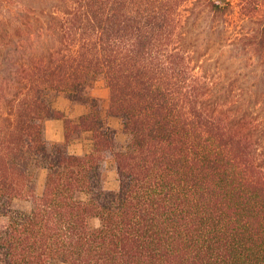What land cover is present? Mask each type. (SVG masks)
I'll return each mask as SVG.
<instances>
[{
	"label": "trees",
	"instance_id": "obj_1",
	"mask_svg": "<svg viewBox=\"0 0 264 264\" xmlns=\"http://www.w3.org/2000/svg\"><path fill=\"white\" fill-rule=\"evenodd\" d=\"M0 264H264V0H0Z\"/></svg>",
	"mask_w": 264,
	"mask_h": 264
},
{
	"label": "rangeland",
	"instance_id": "obj_2",
	"mask_svg": "<svg viewBox=\"0 0 264 264\" xmlns=\"http://www.w3.org/2000/svg\"><path fill=\"white\" fill-rule=\"evenodd\" d=\"M12 1L13 0H11V2ZM236 1L237 0H232V2H236ZM12 5H14V4H11L10 6H12ZM7 7H9V5ZM105 89L108 90V87L106 86L105 80L102 78V76H98L97 79L93 82L92 86H90V88L88 89V94L91 96H97V97L102 98L103 103L106 104L108 96L106 98L102 96ZM50 98H51V101H52V104L54 105V107L60 108V109H64L67 107L73 109V106L75 103L84 104V103L69 99L62 92L52 91L50 93ZM84 105H86V104H84ZM86 106L88 107V105H86ZM65 114L71 118H76L78 116V115H74L72 112H68V113L65 112ZM110 117L111 116H109L107 118L108 123L111 126L113 125L115 128L117 127L116 128L117 129V137H116L117 146L118 147L124 146L125 143L127 142L128 135L125 132H123V130H122L121 119L119 117L115 116L116 118H114V121H113V120H110ZM52 119H55V118H52ZM52 119H47L45 122V136L50 141H63L64 140V127L62 125H61V128L63 130V138L61 140H54L50 137V135L55 134L56 133L55 130H57V128H59L56 125H52L50 127V129H48L47 123L49 120H52ZM60 120H61V123H63L62 119H60ZM48 130H49V132H48ZM91 146H92V142L88 138V135L85 132L75 131L72 133V137L69 140L67 148L70 152L82 153V152L90 150ZM105 165H106V178H105V182H104L105 187L108 189L118 188L119 181H118L117 173L114 169L112 162L108 161V162H106ZM44 174H45V171L42 170L40 172V175H39V189L42 186ZM92 223L95 225H98L99 220L97 218H93Z\"/></svg>",
	"mask_w": 264,
	"mask_h": 264
},
{
	"label": "crops",
	"instance_id": "obj_3",
	"mask_svg": "<svg viewBox=\"0 0 264 264\" xmlns=\"http://www.w3.org/2000/svg\"><path fill=\"white\" fill-rule=\"evenodd\" d=\"M108 95H109V90H106L105 89V91L103 92L102 96L106 98ZM58 109H60V108H58ZM60 110H62L63 112H66V113L72 112L74 115H78L79 116V115L87 112L88 107L86 105H84V104L75 103L74 106H73V109L67 107V108L60 109ZM114 118H116V117L115 116H111L110 117V120H113L114 121ZM52 125H56L59 128H57V130H55L56 133L50 135V137L52 139H54V140H61L63 138V130L61 128V125L63 126V123H61V120L60 119H52V120H49L48 123H47L48 129H50V127ZM48 132H49V130H48Z\"/></svg>",
	"mask_w": 264,
	"mask_h": 264
}]
</instances>
